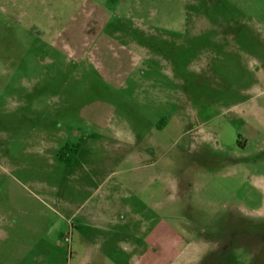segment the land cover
I'll list each match as a JSON object with an SVG mask.
<instances>
[{"label": "rangeland", "instance_id": "374dc122", "mask_svg": "<svg viewBox=\"0 0 264 264\" xmlns=\"http://www.w3.org/2000/svg\"><path fill=\"white\" fill-rule=\"evenodd\" d=\"M0 264H264V0H0Z\"/></svg>", "mask_w": 264, "mask_h": 264}, {"label": "crops", "instance_id": "0c3cea01", "mask_svg": "<svg viewBox=\"0 0 264 264\" xmlns=\"http://www.w3.org/2000/svg\"><path fill=\"white\" fill-rule=\"evenodd\" d=\"M157 179H159V177H158V178H157V177L155 178V180H157ZM142 183L145 185V184H146V180H142ZM157 184H158V183L156 182V183H155L156 186H155L154 188H150V189H149V190H150V193H151V194H150L151 197H154V198H155V197L161 195V192H159V193L156 192V191H157V190H156V189H157ZM144 185H143V191H145V188H146V187H144ZM132 196H133V195L129 194V195H127V198H131Z\"/></svg>", "mask_w": 264, "mask_h": 264}]
</instances>
